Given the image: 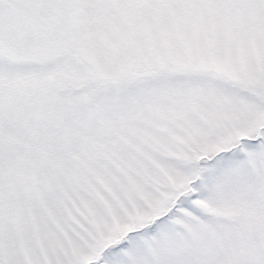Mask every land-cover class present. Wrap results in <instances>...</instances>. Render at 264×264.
Returning <instances> with one entry per match:
<instances>
[{"label":"snow or ice","instance_id":"6c2138e0","mask_svg":"<svg viewBox=\"0 0 264 264\" xmlns=\"http://www.w3.org/2000/svg\"><path fill=\"white\" fill-rule=\"evenodd\" d=\"M0 264H264V0H0Z\"/></svg>","mask_w":264,"mask_h":264}]
</instances>
